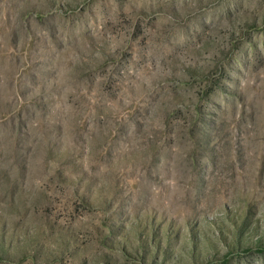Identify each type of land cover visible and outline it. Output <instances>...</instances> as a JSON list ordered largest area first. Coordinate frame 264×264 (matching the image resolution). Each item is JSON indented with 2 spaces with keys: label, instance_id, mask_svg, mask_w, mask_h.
Here are the masks:
<instances>
[{
  "label": "rangeland",
  "instance_id": "1",
  "mask_svg": "<svg viewBox=\"0 0 264 264\" xmlns=\"http://www.w3.org/2000/svg\"><path fill=\"white\" fill-rule=\"evenodd\" d=\"M0 264H264V0H0Z\"/></svg>",
  "mask_w": 264,
  "mask_h": 264
}]
</instances>
